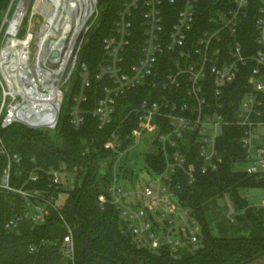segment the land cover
Instances as JSON below:
<instances>
[{
    "label": "built area",
    "instance_id": "2783aa9c",
    "mask_svg": "<svg viewBox=\"0 0 264 264\" xmlns=\"http://www.w3.org/2000/svg\"><path fill=\"white\" fill-rule=\"evenodd\" d=\"M259 2L256 7L252 0H126L112 32L103 39L105 57L96 73L104 80L103 92L90 110L84 104L89 100L91 72L79 56L98 0H92V12L77 37L75 30L66 32L33 8L32 18L35 12L45 16L35 33L33 21H27L32 0H11L0 24V155L6 158L0 190L18 194L23 203L5 226L19 228L22 216L45 222L51 209L59 208V197L27 187L38 174L22 181V156L9 149L1 130L21 123L54 132L65 104L74 128L80 129L92 112L103 129L113 122L118 99L142 87L141 95L124 104L122 127L131 117L135 126L122 134L116 128L105 144L113 155L112 177L100 203L117 207L139 244L176 253L199 243L201 223L181 201L178 189L223 162L219 139L225 126L243 128L241 146L247 160L239 167L264 174V144L258 136L264 126V3ZM76 72L80 84L73 93ZM146 133L152 136L145 143L154 147L144 153L150 178L133 188L130 155ZM147 154L162 161L159 170L147 162ZM82 168L76 164L72 170L52 169L50 186L73 187ZM224 198L233 220L232 202L227 194ZM64 243L73 257L69 225Z\"/></svg>",
    "mask_w": 264,
    "mask_h": 264
},
{
    "label": "trees",
    "instance_id": "16d2710c",
    "mask_svg": "<svg viewBox=\"0 0 264 264\" xmlns=\"http://www.w3.org/2000/svg\"><path fill=\"white\" fill-rule=\"evenodd\" d=\"M125 1L98 0L96 22L84 37L79 62L88 65L92 77L89 100L84 104L87 109L94 107L103 92L104 80L96 77L105 57L103 39L112 32ZM252 1L256 7L261 4L259 0ZM10 3L11 0H0V24ZM249 31L252 40L253 25ZM73 82L74 93L80 84L78 72ZM142 93L143 88L137 87L127 97L121 96L113 122L103 129L92 112H88L80 129L74 128L68 114L63 113L54 132L21 123L1 130L9 149L22 156V181L31 173L38 174V179L29 181L27 187L47 194L54 192L59 199L65 193L66 198L58 209H51L45 222L22 216L19 228L10 229L5 221L20 213L23 202L18 194L0 190V264H248L264 256V204L252 205L241 191L244 187L264 186V174H252L239 167L247 158L241 146L243 128L237 124L225 126L219 139L223 156L220 166L199 172L194 184L184 182L178 189L181 201L193 209L201 223L199 243L176 253L168 247L154 250L132 238L115 205H101L100 197L107 193L112 177L113 155L105 144L116 128L122 134L135 126L131 117L122 127L124 104ZM146 160L155 170L163 164L155 162L151 154H147ZM76 164L83 168L73 187L50 186L52 169L72 170ZM5 165L6 158L0 155V177ZM17 179L15 175L13 181ZM225 194L234 207V217L218 221V234H214V214L210 211ZM67 225L73 229V257L64 243Z\"/></svg>",
    "mask_w": 264,
    "mask_h": 264
},
{
    "label": "rangeland",
    "instance_id": "374dc122",
    "mask_svg": "<svg viewBox=\"0 0 264 264\" xmlns=\"http://www.w3.org/2000/svg\"><path fill=\"white\" fill-rule=\"evenodd\" d=\"M36 1L38 0H32V9L30 10V13L27 16V21H33L32 22V29L34 30V32L36 33L37 30L39 29L38 24H40L41 22L44 21L45 16L39 12H35L34 17L32 18V10L36 4ZM264 3V0H261ZM98 14V7L96 8L94 14L90 17L89 19V23L90 26L92 24H95L96 22V16ZM47 18V17H46ZM27 26L25 27V29L23 30L26 31ZM37 49V45L34 44V50L32 55L34 56L35 52ZM66 88L68 89V86L66 85ZM67 105L65 104L64 106V113L67 112ZM152 136V133H146L142 140L139 141L134 150L132 151L131 155H130V165L133 166L134 170H135V178L133 180L131 184V186L134 188H138L140 185L145 184L149 178L150 175L147 172V168H146V164L144 162V153L146 150H152L154 149V147H151L149 144L145 143V139H149ZM259 140L261 143L264 144V126H260L259 128ZM249 162H247L245 165H248ZM139 174V179L136 177V175ZM242 193L248 198L249 202L252 205H263L264 203V186H252V187H244L241 189ZM66 198V194L62 193L60 195V199H59V204L62 203ZM213 215L214 220L212 221V229H213V233L214 234H218V230L216 228V224L218 221L223 220L224 218L228 219V220H232L229 216H228V205H227V201L225 198H220L218 201V206L214 207L211 209L210 211ZM225 216V217H224ZM234 217V215H233ZM225 219V220H226ZM162 222V220H161ZM248 264H264V256L263 257H259L251 262H249Z\"/></svg>",
    "mask_w": 264,
    "mask_h": 264
},
{
    "label": "bare ground",
    "instance_id": "6f19581e",
    "mask_svg": "<svg viewBox=\"0 0 264 264\" xmlns=\"http://www.w3.org/2000/svg\"><path fill=\"white\" fill-rule=\"evenodd\" d=\"M92 9V0H38L34 7L48 20L59 22L66 32L75 30L73 37H77Z\"/></svg>",
    "mask_w": 264,
    "mask_h": 264
},
{
    "label": "water",
    "instance_id": "95a60500",
    "mask_svg": "<svg viewBox=\"0 0 264 264\" xmlns=\"http://www.w3.org/2000/svg\"><path fill=\"white\" fill-rule=\"evenodd\" d=\"M61 43L64 44L65 41L63 40ZM54 55H55V56H59V55H60V52H59V51H56V52H54Z\"/></svg>",
    "mask_w": 264,
    "mask_h": 264
},
{
    "label": "crops",
    "instance_id": "0c3cea01",
    "mask_svg": "<svg viewBox=\"0 0 264 264\" xmlns=\"http://www.w3.org/2000/svg\"><path fill=\"white\" fill-rule=\"evenodd\" d=\"M264 204V203H263Z\"/></svg>",
    "mask_w": 264,
    "mask_h": 264
}]
</instances>
